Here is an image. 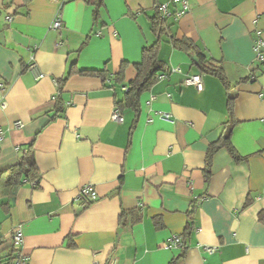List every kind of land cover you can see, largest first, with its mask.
<instances>
[{
    "label": "crops",
    "instance_id": "1",
    "mask_svg": "<svg viewBox=\"0 0 264 264\" xmlns=\"http://www.w3.org/2000/svg\"><path fill=\"white\" fill-rule=\"evenodd\" d=\"M92 1L0 0V171L32 144L41 176L37 187L0 186V257L20 228L28 264H264V63L252 71L264 0H189L188 11L168 19L171 33L217 62L228 88L164 37L159 58L167 71L140 95L137 117L120 110L122 122L111 114L142 48L156 41L155 0H104L96 21ZM57 14L61 26L53 29ZM31 56L39 79L26 69ZM73 65L107 80L72 73L59 89ZM194 74L201 90L183 83ZM229 94V142L240 158L220 147L206 179L208 148L229 120ZM58 99L63 110L52 119ZM88 183L99 198L83 206L75 195ZM172 235L184 249L167 246Z\"/></svg>",
    "mask_w": 264,
    "mask_h": 264
},
{
    "label": "trees",
    "instance_id": "2",
    "mask_svg": "<svg viewBox=\"0 0 264 264\" xmlns=\"http://www.w3.org/2000/svg\"><path fill=\"white\" fill-rule=\"evenodd\" d=\"M104 0H93V19L96 21L99 16V8L103 5ZM150 20V25L153 34L156 37V41L151 44L144 46L141 51V60L138 63L133 64L136 75L133 79H130L126 84V89L122 93V98L115 102V106L119 110L124 108H129L135 113L137 117L140 110V95L143 91L148 90L159 78L160 75L164 74L167 69L163 61L159 58V48L164 37H168L170 43L174 49L180 50L186 53L191 61L197 66L199 71L204 74H209L217 77L225 88H228V81L225 78L224 71L222 67L215 62L213 59L206 57L199 47L189 38L184 36H176L171 33L170 27L171 24L168 23V19L162 17L159 11V3L155 0L154 14ZM71 67L67 75L58 82L59 89L62 88V85L66 78L72 74L77 73L81 75H95L102 76L104 80H107L103 71H93V70H79ZM127 66L126 63L120 65L119 71L114 75L116 82L120 83L123 78L124 69ZM257 69H252L255 71ZM234 96L229 94L227 99V113L229 115V120L223 123V135L221 138L211 144L207 151V163L205 168V177L209 178L210 170L209 160L211 155L220 147L226 146L234 158H240L239 155L235 153L232 146H230L229 138L232 130L233 121L232 118V108H233ZM63 110V103L60 99L56 101L54 107V113L51 116L53 119L58 113ZM136 120V119H135ZM33 147L32 144H29L23 151L22 155L18 161L7 168L4 171H0V186L5 188L17 189L25 183H34L32 186L37 187V183L40 180V172L36 166V163L33 158ZM7 206L6 203L2 204ZM192 213V210L189 212V215ZM258 219L264 222V210H260L258 213ZM193 229V217H189V220L185 227V234ZM184 249V246L183 248ZM12 255L13 250L5 256L0 257V264H12ZM177 258L173 259L169 264H174Z\"/></svg>",
    "mask_w": 264,
    "mask_h": 264
},
{
    "label": "built area",
    "instance_id": "3",
    "mask_svg": "<svg viewBox=\"0 0 264 264\" xmlns=\"http://www.w3.org/2000/svg\"><path fill=\"white\" fill-rule=\"evenodd\" d=\"M170 2L172 3L180 2L181 8L175 11H170L168 7ZM189 8H190L189 0H170L169 2L159 4V11L162 17L172 20H177L179 17H181V15H183L186 11H188ZM60 26H61V17L59 14H57L51 23V28L58 29L60 28ZM252 49L255 55L253 62V69H260L264 63V38L261 36L259 32L257 33V36L254 39ZM26 69L32 72L35 75L36 79H39L43 76L42 73L37 71V64L35 63L33 56L30 57V61L26 65ZM162 76L163 75H160L159 77ZM183 83L185 85H193L197 90L202 89V82L199 74L187 75L184 78ZM0 90L2 91L5 90V86L3 84H0ZM263 94L264 93H261L260 95ZM0 107L1 108L6 107V103L4 99L0 101ZM163 116L167 118L169 115L164 113ZM111 119L116 122L123 121V115L117 107L111 114ZM22 126L23 123L20 120H17L13 123L14 128H21ZM2 137H3V130L0 129V140L2 139ZM33 184L34 183H32V185ZM98 198L99 195L95 191L93 185L89 183L81 186L77 190V193L75 195V200L79 201L83 206L88 205L89 203L97 200ZM9 241H10V246L13 250L12 264H28L29 257L22 251L23 237L20 228H15L12 231L9 237ZM167 246L175 249L183 248V242L181 240V237L179 235H172L169 238V241L167 242ZM204 250L208 253H212L215 251V247L205 246ZM92 264H98V262L93 261ZM109 264H113V262H110Z\"/></svg>",
    "mask_w": 264,
    "mask_h": 264
}]
</instances>
